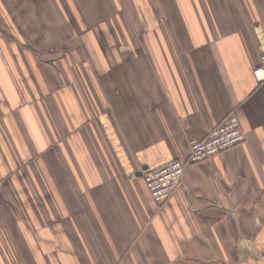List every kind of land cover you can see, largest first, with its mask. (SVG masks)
<instances>
[{
  "label": "crops",
  "instance_id": "1",
  "mask_svg": "<svg viewBox=\"0 0 264 264\" xmlns=\"http://www.w3.org/2000/svg\"><path fill=\"white\" fill-rule=\"evenodd\" d=\"M263 48L264 0H0V264H264Z\"/></svg>",
  "mask_w": 264,
  "mask_h": 264
},
{
  "label": "built area",
  "instance_id": "2",
  "mask_svg": "<svg viewBox=\"0 0 264 264\" xmlns=\"http://www.w3.org/2000/svg\"><path fill=\"white\" fill-rule=\"evenodd\" d=\"M256 79L264 83V48L259 63L254 69ZM245 134L235 113H229L220 123L212 127L201 139L189 141V153L185 159H173L154 169H143L147 189L157 203H163L179 188L184 168L237 145L244 141Z\"/></svg>",
  "mask_w": 264,
  "mask_h": 264
},
{
  "label": "rangeland",
  "instance_id": "3",
  "mask_svg": "<svg viewBox=\"0 0 264 264\" xmlns=\"http://www.w3.org/2000/svg\"><path fill=\"white\" fill-rule=\"evenodd\" d=\"M0 200L4 201L5 203V197L3 195L0 197Z\"/></svg>",
  "mask_w": 264,
  "mask_h": 264
}]
</instances>
